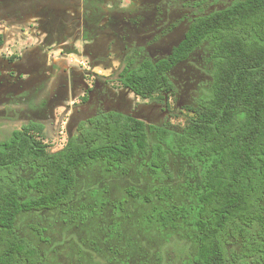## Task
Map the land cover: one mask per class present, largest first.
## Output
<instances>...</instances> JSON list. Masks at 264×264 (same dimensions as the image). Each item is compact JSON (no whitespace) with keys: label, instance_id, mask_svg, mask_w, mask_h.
I'll return each mask as SVG.
<instances>
[{"label":"rangeland","instance_id":"obj_1","mask_svg":"<svg viewBox=\"0 0 264 264\" xmlns=\"http://www.w3.org/2000/svg\"><path fill=\"white\" fill-rule=\"evenodd\" d=\"M234 1L0 0V141L35 123L43 128L35 136L56 152L106 111L182 129L186 107L209 93V44L172 69L168 94L143 99L117 74L167 57L194 17ZM146 161L136 157L124 172L100 162L79 168L70 205L22 213L16 231L37 247L42 264L185 263L196 251L193 232L182 223L162 229L154 209L192 204L195 167L171 155L170 177L155 180Z\"/></svg>","mask_w":264,"mask_h":264},{"label":"trees","instance_id":"obj_2","mask_svg":"<svg viewBox=\"0 0 264 264\" xmlns=\"http://www.w3.org/2000/svg\"><path fill=\"white\" fill-rule=\"evenodd\" d=\"M205 43L209 93L186 107L182 129L109 111L80 124L56 152L35 136L43 129L35 123L0 141V264H42L37 247L16 231L17 218L70 205L79 168L100 162L124 172L140 157L153 179L164 180L171 155L197 173L188 185L191 205L154 209L162 229L182 223L193 232L196 251L183 264H264V0H236L194 17L167 57L130 64L117 81L143 99L168 94L172 69Z\"/></svg>","mask_w":264,"mask_h":264},{"label":"flooded vegetation","instance_id":"obj_3","mask_svg":"<svg viewBox=\"0 0 264 264\" xmlns=\"http://www.w3.org/2000/svg\"><path fill=\"white\" fill-rule=\"evenodd\" d=\"M172 49H173V48H172ZM169 54H170V53H169ZM169 54H168V55H169ZM106 112H109V111H106ZM94 117H95V116H94ZM89 120H90V119H89ZM89 120H88V121H89Z\"/></svg>","mask_w":264,"mask_h":264}]
</instances>
